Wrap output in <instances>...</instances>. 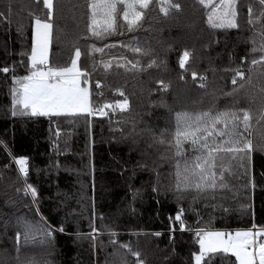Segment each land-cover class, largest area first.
<instances>
[{
    "label": "trees",
    "instance_id": "1",
    "mask_svg": "<svg viewBox=\"0 0 264 264\" xmlns=\"http://www.w3.org/2000/svg\"><path fill=\"white\" fill-rule=\"evenodd\" d=\"M89 2L54 0L49 66H68L75 55L73 45L79 40L82 56L78 66L89 73L87 84L83 78L81 83L90 90V105L122 101L124 97L116 92L120 89L129 99L130 110L113 114L105 109L108 116L49 118L20 114L18 107L14 109L10 91L13 76L23 77L30 68L35 23L31 14L43 20L48 10L42 0H0V12L5 14L0 17V68L14 69L7 74L0 72V225L9 222L6 228L0 227V264H18L16 218L39 219L31 195L24 194V178L14 158L29 161L27 183L37 189L39 212L52 226L65 229L55 233L51 256L47 257L51 264H136V258L120 244H130L145 264H194L192 254L199 249L195 230L264 227V151L252 153L248 175L237 170L239 179L231 180L234 194L228 193L226 199L219 195L212 199L210 192L197 196L188 191L177 201L174 150L154 143L151 137L161 129L174 131L178 112L198 111L212 104L232 106L236 96L237 108H251L254 115L259 114L264 105V66L253 67L249 74L246 62L245 88L233 97L222 95L235 87L231 70L241 65L251 48L244 42L253 32L245 19L247 7H238L239 29H212L207 22L211 9L198 0H173L181 9H172L167 16L157 0L136 32L96 40L86 27ZM119 7L123 9V5ZM254 7L258 15L259 6ZM118 23H123L122 17ZM85 36L89 38L83 39ZM133 38L153 52L152 57L136 54L141 65L155 59L158 66L146 71L114 67L105 74L99 67L102 54L91 53V46L117 44L106 49L102 58L133 59L132 52L119 46ZM184 51L190 56L182 69L179 60ZM93 56L98 66L95 71ZM200 76L207 77V91L200 87ZM160 81L168 86L166 90ZM116 121L127 123L118 125ZM253 124V145L264 146V121L256 124L254 120ZM133 126L139 135L130 134ZM117 127L121 131L114 130ZM180 208L184 209L183 231L170 219ZM111 231L117 236L112 237ZM157 232L161 235H154ZM112 239L118 243L113 245ZM40 252V248L22 250L21 259ZM212 264L238 263L228 255L223 261L217 257Z\"/></svg>",
    "mask_w": 264,
    "mask_h": 264
},
{
    "label": "snow or ice",
    "instance_id": "2",
    "mask_svg": "<svg viewBox=\"0 0 264 264\" xmlns=\"http://www.w3.org/2000/svg\"><path fill=\"white\" fill-rule=\"evenodd\" d=\"M157 0H90L88 8L90 21L86 27L87 32L96 40H104L114 34L123 35L125 32H136L143 27L147 10ZM43 6L48 10L46 19H41L34 13L36 41L29 56L30 68L23 77L13 76V87L10 89L14 109H20V114L31 116L46 117H76L79 115H102L108 116L110 110L113 114L117 111L124 113L130 110L129 99L125 92L116 89L119 96L124 97L122 101H116L114 104L108 103L102 106L90 105V90L88 87H81V79L85 84L88 82L89 73L82 71L78 62L82 56L81 48L78 45L79 40L73 45L75 49V58L71 59L70 66H49V45L53 35L54 25L52 23L54 0H42ZM160 11L165 16L174 9L179 11L181 5L173 3V0H158ZM198 3L205 8L211 9L207 22L212 29H239L238 16L240 12L238 7L243 9L247 7L246 23L253 29L252 35L244 41L251 44V48L246 57L242 58L241 65L232 69L233 77L230 91L223 92L225 96H236L241 89L245 88V71L243 67L247 62L248 73L253 67L264 66V0H198ZM123 5V9H120ZM254 5L259 6V14ZM0 12V17H4ZM118 17H122L123 23H118ZM259 25L257 29L255 26ZM88 39V36L82 37ZM59 42V36H57ZM127 48L134 54L133 59L121 57L116 59H103L107 55L106 49L116 48L117 44H105L103 47L92 45L91 53H101L99 67H102L105 74L115 68H125L126 71H146L149 67L158 66L155 59L142 66L140 59H136V54L142 57H152L153 52L150 48H142L139 42L133 38L128 43L119 45ZM190 52L184 51L179 60L180 68L184 69L188 61ZM94 60L93 70H97L96 58ZM130 66V67H129ZM0 72L5 74L14 72L13 68L2 67ZM193 80L197 79V73L192 72ZM200 87L206 91L208 84L207 77L200 76ZM248 83L251 82V75L248 76ZM167 89L163 81L159 82ZM96 88H100L99 81L96 82ZM264 91V89H262ZM99 95V94H98ZM252 101L250 100L249 103ZM239 97L233 101L232 106L223 108L212 104L208 108H202L198 111H182L175 115L174 131L161 129L157 134L151 133L154 143L168 145L173 155L177 158L175 172V191L176 199H183V193L194 191L197 196L211 193V198L215 199L217 195L221 199H226L228 193L234 194V188L231 186L232 179H239L238 169H243L245 175L249 173V164L254 151H264V146L254 147L250 138L254 127L253 121L259 124L264 121V105L259 109V114L254 115L251 108H237ZM17 111H13L16 115ZM124 124L126 121H116ZM121 131V128L114 129ZM136 133L135 126L130 129V134ZM59 135V132L56 133ZM123 134V132H122ZM168 137H171L170 139ZM135 142V140H134ZM151 146V145H150ZM14 163L18 165V171L24 178L25 195H31L32 203L36 206L38 220L33 221L24 217H17L14 227L17 228L15 240V259L18 264H51L47 257L51 256V247L54 244L55 233L64 232L63 226L59 228L52 226L47 218L39 212V201L37 189L27 183L29 175V161L27 158H14ZM156 189H154L155 191ZM19 192L20 189L18 188ZM195 199V197H194ZM184 209L180 208L171 220L179 223L180 230H186ZM9 222H5L0 227H7ZM255 227V226H254ZM172 231H175L173 228ZM93 232L96 229L93 227ZM111 236L116 237L117 233L111 231ZM91 235V234H89ZM154 235L160 236L157 232ZM196 242L199 245V251L193 253L194 264H212L213 260L223 261L228 255L235 257L238 264H264V228L256 231L252 229L232 232L212 231L206 228H199L194 231ZM95 238L94 236L92 237ZM113 245L117 240L110 241ZM133 257L136 258V264H145L140 259V252L133 251L130 244H120ZM30 248H40V253H29L25 259H21L22 250ZM39 256V258H37ZM124 264H127L125 261Z\"/></svg>",
    "mask_w": 264,
    "mask_h": 264
},
{
    "label": "rangeland",
    "instance_id": "3",
    "mask_svg": "<svg viewBox=\"0 0 264 264\" xmlns=\"http://www.w3.org/2000/svg\"><path fill=\"white\" fill-rule=\"evenodd\" d=\"M35 41H36V35H35V23H34V25H33V35H32V46H31V49H30V52H29V56L31 55V50H32V48L34 46ZM73 58H75V55H74ZM29 62H30V60H29ZM68 66H70V64ZM81 87H87V86L81 83ZM249 229H251V228L212 229V231H223V232H232V233H234L236 231H243V230H249ZM198 251H199V249H198Z\"/></svg>",
    "mask_w": 264,
    "mask_h": 264
},
{
    "label": "crops",
    "instance_id": "4",
    "mask_svg": "<svg viewBox=\"0 0 264 264\" xmlns=\"http://www.w3.org/2000/svg\"><path fill=\"white\" fill-rule=\"evenodd\" d=\"M248 228H251L253 231H256L257 229L264 228V227H254V226H252V227H248ZM208 230H212V229H208Z\"/></svg>",
    "mask_w": 264,
    "mask_h": 264
}]
</instances>
